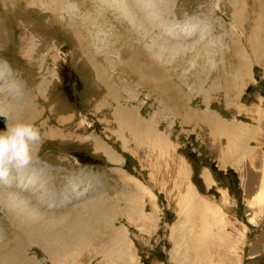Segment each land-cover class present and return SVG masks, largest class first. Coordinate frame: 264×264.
Listing matches in <instances>:
<instances>
[{"label":"rangeland","instance_id":"374dc122","mask_svg":"<svg viewBox=\"0 0 264 264\" xmlns=\"http://www.w3.org/2000/svg\"><path fill=\"white\" fill-rule=\"evenodd\" d=\"M5 1L0 0V60L18 73L20 87L0 88V131L6 122H31L41 142L26 167L0 177V193L31 198H1L0 264H264V202L255 198L264 170V132L249 147L241 173L211 169L230 191H214L219 205L195 206L194 195L181 197L182 211L198 208L202 217L211 212L218 225L207 242L210 227L200 228L194 244L182 249L188 254L174 252L175 259L164 223L172 212L160 188L164 172L167 179L174 176L172 158L162 165L149 143L168 151L166 131L196 165L202 159L215 168L216 149L196 144V134L187 132L194 125L184 115L212 111L252 123L251 112L264 114V0H146L156 17L152 28L151 22L146 27L140 20L114 18L128 0H63L58 23L50 18V0L21 6L22 0ZM189 29L196 35L183 37ZM129 47L145 54L138 59ZM116 119L137 140L152 136L147 144L132 145L141 147L142 161L138 153L135 160L123 158L119 152H125L107 137L118 129ZM235 127H221L229 136L228 156L241 138ZM70 129L91 142L79 145L74 138L83 136L61 133ZM62 134L63 141L57 137ZM99 137L114 145L111 155L99 150L106 146ZM180 165L186 175L187 161ZM195 171L197 176L200 168ZM206 175L214 181L208 169ZM21 176L34 182L33 191L17 184Z\"/></svg>","mask_w":264,"mask_h":264},{"label":"crops","instance_id":"0c3cea01","mask_svg":"<svg viewBox=\"0 0 264 264\" xmlns=\"http://www.w3.org/2000/svg\"><path fill=\"white\" fill-rule=\"evenodd\" d=\"M192 115L193 116L189 118L185 117L184 115V122L186 123L188 122L189 124L194 125V128L192 129V131H187V132L188 134H193V133L196 134V142H197L196 144L197 145L209 144L216 149L217 154H216V157L214 158V161L217 163V166L215 168H212L211 166H208L207 164H205L202 159H201L202 163L200 165L198 164L196 165V163L192 160V158H189L187 156L186 152L183 153L182 148L184 149L183 147L184 144L182 145L179 141L177 143L176 140L172 138L171 133H167L166 131L164 132L160 129L159 130L163 132L162 134L166 138V145L168 144V147H169L168 151L167 149H165L166 147L164 145H163L164 148H161L160 147L161 145L152 144L150 141L151 140L150 138H152L151 135L147 137L146 139H144L143 141L141 139L137 140L132 134L133 132H131L128 128L122 129L120 127L117 119L116 121L118 124V129L114 131L109 130L107 133V137L114 138V141L118 143L123 153L125 152L124 155L119 152V154L122 155L123 158H125L124 156L126 155L127 158H132L133 160H135L136 153H138L139 158L141 160L142 159L140 157L141 150H142L141 147L140 146L134 147L132 145L133 143L135 144L138 143L139 145L142 146L144 145L145 142L148 143L149 141H150L149 143L153 145V147L157 148L156 159L157 161H160L162 165H164V162L166 161V159L169 162L170 157L172 158L171 162L173 164L170 165L169 172L174 170V176L171 179L169 178L167 179L164 176L165 175V172H164L163 174V185L164 186L160 188H163V198L167 201V205L170 208V212H172V215L170 216V218L169 219L166 218L164 220L165 221L164 223L168 224V229H167L169 232L168 239L170 240L171 247H172V253L170 255L173 259H175L174 252L175 254L180 255V256L182 255L186 256L188 254L186 252H183V250H185L188 244L189 245L194 244V240L196 239V236H198L200 228L202 227L204 228L206 226L210 227V230L208 231L209 235L206 237V241H205L207 242V240L211 239V233L213 231V226L218 225L217 223H214L212 221L211 212L206 213L202 217L198 208H187L185 209V211H182L181 206L179 205V200L181 199V197L184 194L191 193V195H194L193 201H196L194 202L195 206L198 203H204V202H208L211 205H219L217 202L218 201L217 194L214 191H218L219 189L217 188L223 189V191L224 189H226L227 196H229L230 191H229L228 186L220 187L219 181L217 178H215V173L212 170L220 172L222 171V169L226 170L227 168L230 167V168L236 169L238 173H239L238 171V168H239L240 173H241V170H243L242 167L249 160V155H248V152L250 150L249 147L254 146V144L252 143L253 140L257 141L261 137V132L262 131L264 132V114L258 115L256 112L255 113L251 112V115L254 116V120L253 122L251 118H249V120L251 119L252 123L245 122L243 119L238 120L236 117L235 118L225 117L221 115L220 113H213L212 111L205 112V113H194ZM143 123L145 124V122ZM154 125L155 124L152 123L153 127ZM222 126H225V127L238 126L239 128H242L248 131V134L244 136L242 135L241 138L234 135L235 138L238 137L239 141H238L237 147H234V150H236L235 153H233L230 156H228V154L226 153L229 147L228 132H225L224 130H222L221 129ZM155 128H158V126L157 127L155 126ZM69 131L74 133L75 135L83 136L84 138L83 140H80L76 137L74 138V140L76 139V143L79 145L82 144L83 146H87L86 142L89 144L92 140V139L86 140L85 136L87 135H84V134L82 135L81 133L79 134L77 130H74V129L73 130L70 129L68 130V132L63 131L61 133L68 134ZM63 134L57 136L61 141H63V139L67 137V136H64ZM128 135H131L132 139L129 138ZM99 138L105 143L107 147H109L108 149L106 146H104V147H101V149L99 150L107 156V154L104 152V149H105L108 152V154L110 153L109 155H111L112 151L110 150L114 149V145L110 143L109 139L105 140V139H102V137H99ZM93 145L96 146L94 141H93ZM255 146L257 147V145ZM195 148H194V152H196L197 155L201 154L199 147L196 146ZM116 152H118V150H116ZM126 152L128 154H126ZM176 153L179 155L176 156ZM113 156H114V160L115 159L119 160L118 157H116L115 155ZM107 159L106 160L104 159V160L109 164V161ZM183 159L186 160L188 164L186 165L188 168V173H186V175L182 174V171H181L180 164L182 163ZM137 161L139 162L138 158H137ZM261 164H260L259 171H261V166H262ZM195 167L200 168V171L197 172V176H196ZM205 169H208L211 172L212 178L214 179L213 182L209 183L208 175H206V177L204 176ZM238 176L239 174L237 175L236 173V178H238ZM150 180L152 181V183L155 184V188L157 189V191H161L160 188L158 189L159 183L157 182L156 178H154L153 176L152 177L150 176ZM243 180L244 178L241 179L240 182L237 181V183L240 185L241 182L242 183L244 182ZM167 181L169 182L168 184H171L170 186L167 184ZM194 187L196 188V191H194ZM240 188L242 189V187ZM187 189H191V190L187 191ZM174 192H176V194H174ZM221 194L223 195L225 199L224 193H221ZM200 243H201L200 245L202 246V247L199 246L200 248H203V246L204 247L206 246L202 244V242ZM173 249L174 250L176 249V250L174 251ZM176 259H180V257ZM102 264H106V262L104 261ZM121 264L123 263L121 262ZM126 264H128V260L126 261Z\"/></svg>","mask_w":264,"mask_h":264},{"label":"clouds","instance_id":"9594fccd","mask_svg":"<svg viewBox=\"0 0 264 264\" xmlns=\"http://www.w3.org/2000/svg\"><path fill=\"white\" fill-rule=\"evenodd\" d=\"M17 76L6 60H0V80L5 82L0 88H19ZM40 142V129L33 123L6 122L5 129L0 131V177L6 176L11 168L26 167L32 159L33 147Z\"/></svg>","mask_w":264,"mask_h":264},{"label":"bare ground","instance_id":"6f19581e","mask_svg":"<svg viewBox=\"0 0 264 264\" xmlns=\"http://www.w3.org/2000/svg\"><path fill=\"white\" fill-rule=\"evenodd\" d=\"M8 1L9 2H12V1H14V0H7V1H5V2H7L8 3ZM40 0H22V2H20L19 4H17V6H21V5H23V4H28V5H35V4H38V2H39ZM63 0H50V4L48 5V9L50 10V13H49V15H50V18H52V20L53 21H55V22H59V19H60V4H61V2H62ZM101 2H103L104 0H100ZM123 3L126 5V8L124 7L125 5H123L122 7L121 6H119V9L120 10H115V12L114 13H116V17H114L115 19H117V20H121V19H123V17H125V18H127V19H129V18H131V20H134V19H136V20H140V22L141 23H143V24H145L146 25V27H148V24H149V26H151L150 28H152L153 27V25H154V23H155V21H156V17H155V15L152 13V9H150L149 8V6H148V3L146 2V0H128V1H126V2H124L123 1ZM9 4V3H8ZM85 4H89L87 1L85 2ZM127 5H128V7H127ZM16 6V7H17ZM116 9V8H115ZM126 12V14L127 15H124L123 16V14L121 13V12ZM132 15H134V16H132ZM110 16V15H109ZM89 17V16H88ZM111 17V16H110ZM98 20H99V18H97ZM109 19V18H108ZM102 20V19H101ZM135 20V21H136ZM87 21H89V20H87ZM93 21H94V19H93ZM89 22H92V21H89ZM124 22V21H123ZM149 28V29H150ZM135 34V33H134ZM177 34H173V35H169L170 37H173V38H176V39H179V38H181L179 35H177ZM194 35H196V33L194 34V32H193V29H189V31H187V33L186 34H183L182 36L183 37H185V38H187V37H189V36H191V37H194ZM122 37V36H121ZM184 38V39H185ZM119 39V38H118ZM190 45H193V44H190ZM136 46V45H135ZM175 46V48H178V47H180L181 45L180 44H176V45H174ZM112 47V46H111ZM130 48V47H129ZM132 48V47H131ZM130 48V49H131ZM135 48H137V46L135 47ZM134 48V49H135ZM150 49L149 50H151V47H149ZM181 48V47H180ZM138 49V48H137ZM126 50V49H125ZM132 50V49H131ZM128 51V50H127ZM133 52L135 51V50H132ZM124 52V51H123ZM129 52H130V50H129ZM125 53V52H124ZM135 53H136V57H138V59H141L139 56H141V55H144L145 54V52L144 51H142L141 53H139L138 52V50H136L135 51ZM133 55H134V53H132ZM131 54V55H132ZM148 57V56H147ZM130 66V65H129ZM155 69L157 68L156 66H153ZM235 129H236V133H237V135H239L240 134V136H244V133L246 132L244 129H242L241 128V130H240V128H237V127H235ZM237 130H240V131H237ZM245 135H246V133H245ZM234 140H235V142L237 143V139L236 138H234ZM117 161H120V160H118V159H116ZM28 178L27 177H24V176H21V177H19L18 178V180H17V182H20V183H17L22 189H25V190H30V191H33L34 190V188H33V184H34V182H31V181H28L27 180ZM3 183H5L6 185H13L10 181H8V180H6V181H4ZM16 183V182H15ZM17 185V186H18ZM25 187V188H24ZM188 194H191V193H188ZM12 196V198H17V201L19 200V203L20 202H25V203H28V202H30V200H31V198H27L26 196H23V195H21V194H19V193H16V192H13L12 193V195H11V193H8L7 195H5V194H2V193H0V201H1V198H4L5 196L6 197H9V196ZM255 198H256V201L260 204V205H262V202H264V170H263V177H262V181H261V185L259 186V190L257 191V193H256V195H255ZM7 221H12V220H7ZM13 223L14 224H16L17 225V223L16 222H14L13 221ZM38 229V228H37ZM37 232V231H36ZM43 232V231H42ZM40 232H38L37 234H39ZM46 233V232H45ZM44 234V233H43ZM29 236H31L30 234H29ZM43 237H44V235H43ZM51 237V236H50ZM36 238V237H35ZM38 238H40V237H38ZM78 240V239H77ZM0 259H2V258H0ZM34 259V258H33Z\"/></svg>","mask_w":264,"mask_h":264}]
</instances>
